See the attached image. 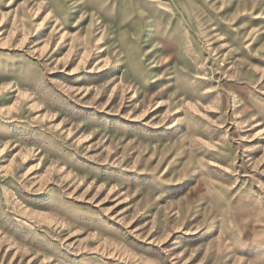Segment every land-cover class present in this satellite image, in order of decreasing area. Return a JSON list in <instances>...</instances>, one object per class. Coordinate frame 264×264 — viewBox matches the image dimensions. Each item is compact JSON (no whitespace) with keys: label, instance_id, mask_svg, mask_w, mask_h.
Here are the masks:
<instances>
[{"label":"rangeland","instance_id":"1","mask_svg":"<svg viewBox=\"0 0 264 264\" xmlns=\"http://www.w3.org/2000/svg\"><path fill=\"white\" fill-rule=\"evenodd\" d=\"M0 264H264V0H0Z\"/></svg>","mask_w":264,"mask_h":264}]
</instances>
